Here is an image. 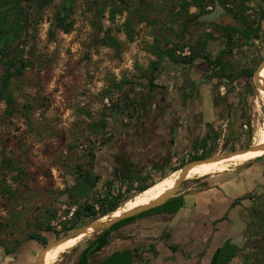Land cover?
Instances as JSON below:
<instances>
[{
    "label": "rangeland",
    "instance_id": "rangeland-1",
    "mask_svg": "<svg viewBox=\"0 0 264 264\" xmlns=\"http://www.w3.org/2000/svg\"><path fill=\"white\" fill-rule=\"evenodd\" d=\"M144 1L147 20L130 16L134 9L143 8L138 0H125L129 3L126 11L115 17L111 16L109 5L100 15L98 9L104 4L97 6L98 0H74L67 18L72 27L66 33L56 27L59 16L65 15L62 0H50L40 11L33 8L34 32L23 55L28 67L23 76L13 79L11 86L16 104L13 114L0 101V261L7 257V248L14 252L8 259L21 258L22 253L24 257L32 255L28 264H35L45 246L35 243L31 236L45 237L49 245L74 231L67 232L74 216L61 222L60 232L52 228V221L60 214L62 218L68 217L72 208H76V213L84 203L98 209L99 196L115 197L118 191L124 196L120 207L140 194L143 185L135 184L134 177L127 182L116 177L106 178L105 185L98 183L86 201L69 199L77 180L96 176V154L109 140L108 134L116 122L131 115L130 99L137 96V87L147 85L155 74L153 63L158 56L167 53L178 60L190 56L192 48L208 40V53L215 58L225 45L219 27L234 24L223 9L216 20H205L209 14L216 16L219 3L226 4L249 23L257 21L259 11H264V0L248 3L251 9L241 0H198L199 6L189 8L186 3L192 0ZM98 23L102 30L97 29ZM103 35L115 38L118 47L102 45ZM260 43H254L252 48L238 46L227 60L238 71H250L253 75L264 62V45ZM164 62H168L165 57L160 66ZM193 67L191 75L205 80L201 83L211 88L216 84L208 79L206 66L197 62ZM3 74L0 62V78ZM200 85L193 92H199ZM252 89V98L248 96L244 106L235 112L232 106L238 104L237 95L220 88L217 104L212 101L211 123L194 130L178 165L147 185L155 186L178 173L193 162V156L208 159L253 146L255 135L264 124V100L253 80ZM196 111L199 112L198 107ZM5 174L7 181L3 182ZM196 179L200 178L188 179L181 187ZM89 222L92 220L86 219L79 227ZM69 252L61 255L56 264H61Z\"/></svg>",
    "mask_w": 264,
    "mask_h": 264
},
{
    "label": "crops",
    "instance_id": "crops-1",
    "mask_svg": "<svg viewBox=\"0 0 264 264\" xmlns=\"http://www.w3.org/2000/svg\"><path fill=\"white\" fill-rule=\"evenodd\" d=\"M201 82L191 70L181 75L167 67L157 72L155 87L138 86L135 94L145 108L118 120L109 132L95 157L98 183L105 185L106 178L115 180L122 172L135 174V184L147 185L178 165L194 130L213 119L209 93L214 86ZM198 84L200 91L191 92ZM159 86L176 98L158 96ZM175 197L182 200L178 211L131 217L111 232L101 250L88 255L102 239L99 232L61 264H215L227 245L233 254L227 264H264V157L196 179ZM20 254L13 260L6 254L0 264H28L32 255Z\"/></svg>",
    "mask_w": 264,
    "mask_h": 264
},
{
    "label": "trees",
    "instance_id": "trees-1",
    "mask_svg": "<svg viewBox=\"0 0 264 264\" xmlns=\"http://www.w3.org/2000/svg\"><path fill=\"white\" fill-rule=\"evenodd\" d=\"M50 0H0V62L4 68V74L1 76L0 81V101L5 102L7 108L9 109L10 115L13 114L16 104L15 100L11 94V86L13 79L23 76L26 68L28 67V61L23 58V55L26 51L27 46L29 45V38L33 30V8H37L38 11L43 10ZM129 1V0H127ZM132 1V0H131ZM243 5L248 9H251L250 3L255 0H241ZM260 1V0H259ZM63 8L62 14L65 13L64 17L61 15L57 19L56 27L63 32H68L72 27V23H67V18L69 12L72 9L74 0H62ZM139 3L143 5V8L134 9L135 11L130 13L138 16L142 20H147V10L145 1L138 0ZM101 3L104 4L103 8H99V14L103 16L106 7L110 9V14L112 17H115L118 14L124 13L126 11L127 4L125 0H98L96 3L99 6ZM219 3V2H218ZM217 3V4H218ZM200 5L198 0H192L191 2L186 3V8H189L194 5ZM226 14L234 21L233 25L219 27V30L222 33V38L224 39L225 45L224 49L213 58L208 53V40L203 41L201 45L197 48H192V53L190 56H184L175 60V58L170 54H165L164 56H158V60L153 63L155 73L158 71V66H160V61L163 57L177 64L194 66L195 63L199 62L201 66H206L205 72L208 75L209 80H215L216 84L214 85V90L212 93V101L214 104H217L218 98L220 97L218 92L219 89L224 87L227 90V94L235 93L237 95L238 104L234 107L236 110L242 108L248 98H252L254 91L252 89V73L250 71L241 70L238 71L232 63H230L227 58L231 57L238 46L244 48H252L256 42H264V11H259L260 16L258 20L249 23L243 20L236 11H232L227 8L225 4H218ZM253 9V8H252ZM145 12V15L143 13ZM129 16V17H130ZM130 22H127L125 25L127 28H131ZM97 29L102 30L101 24H96ZM130 37V36H129ZM32 38V37H31ZM102 45L109 46L111 48H117L119 43L118 41L110 36L103 35L100 39ZM255 43V44H254ZM264 44V43H263ZM194 68V67H193ZM204 72V71H203ZM205 76V74H204ZM153 78V77H151ZM155 87L154 85H152ZM194 88H191L190 91L193 92ZM227 103V98L223 99ZM130 106H133L132 102L129 103ZM133 115V113H131ZM130 115V116H131ZM235 124V123H234ZM206 141V140H205ZM204 142V141H203ZM261 158V156L259 157ZM203 156H193L191 161L202 160ZM22 172H19L21 174ZM7 175L5 174L2 181L6 182ZM117 177L121 181H128L129 179L135 178V174H124L122 172L117 173ZM82 180L92 185L98 183L99 178L95 176L94 178H89L88 176H82ZM136 181H140L137 180ZM154 184L148 186L144 185L141 187V191H146L147 189L153 187ZM9 197H12V193L9 192ZM122 199L124 196L120 191L117 192L115 197L111 194H107L103 197H98L99 208L97 209L94 204L84 203L80 204L77 212L74 215L73 225L67 229V232H71L79 227V225L86 219L92 221L98 220L104 217L108 213H113V211L119 209L122 204ZM182 206V200L180 198L174 197L169 200L163 206L150 210L141 214L140 216L155 214L159 212H176ZM133 218L122 221L112 228L103 231L101 233L102 239L93 247L91 252L88 255H92V252H98L101 250L109 239V236L112 231H114L122 223L132 220ZM31 240L35 243H38L42 246H47L48 241L45 237H40L37 235L31 236ZM228 252V254L226 253ZM5 253L10 255L11 253L7 248H5ZM233 254L230 253V246L227 245L224 248V251L218 254L217 262L215 264H227L232 258ZM84 259V258H83Z\"/></svg>",
    "mask_w": 264,
    "mask_h": 264
},
{
    "label": "bare ground",
    "instance_id": "bare-ground-1",
    "mask_svg": "<svg viewBox=\"0 0 264 264\" xmlns=\"http://www.w3.org/2000/svg\"><path fill=\"white\" fill-rule=\"evenodd\" d=\"M261 78L264 80V68L261 73ZM260 95L263 97L264 100V93L260 92ZM264 144V124L260 130H258L257 134L255 135L253 145H261ZM260 156H264V151L260 152H247L241 155H236L230 159H226L223 161H229L234 159L231 162H211L207 164H202L199 166L194 167L191 172L189 173L188 179H195V178H205L211 175L224 173L231 168V166H239L243 165V163L249 162L251 160H255ZM179 173H174L169 175L166 179H164L159 184L147 189L146 191L141 192L140 194L136 195L133 199L126 202L122 207L117 209L115 212L110 213V216L103 217L99 223H105L110 218H117L122 214L134 210L136 208L148 205L149 203L153 202L158 197L164 195L169 190L173 189L175 186V182ZM92 231L89 232L91 234ZM86 237V235H81L78 238L71 239L68 242L61 244L60 246L52 249L48 252L45 264H56L61 257V255L66 254L69 250L74 249L79 243Z\"/></svg>",
    "mask_w": 264,
    "mask_h": 264
},
{
    "label": "water",
    "instance_id": "water-1",
    "mask_svg": "<svg viewBox=\"0 0 264 264\" xmlns=\"http://www.w3.org/2000/svg\"><path fill=\"white\" fill-rule=\"evenodd\" d=\"M221 7H219V5H217V9L220 10ZM213 20L215 18V15H211L205 18V20ZM264 68V62L257 68V70L254 72L253 74V82L258 90V92H263L264 93V80L261 78V73L263 71ZM260 151H264V144L261 145H257V146H251L250 148L246 149V150H240V151H235V152H231L228 154H224V155H220V156H215V157H211L208 159H203V160H197V161H193L190 162L186 165H184L181 170L178 172V176L175 182V186L173 189L169 190L168 192H166L163 196H161L160 198H158L157 200L149 203L148 205L136 208L134 210H131L129 212H126L124 214H122L121 216L117 217V218H110L107 222L105 223H99V221L103 218H100L98 220L89 222L88 224L79 227L78 229L74 230L73 232L67 234L66 236H64L63 238H60L59 240L52 242L51 244L47 245L37 256L35 264H45V260L47 257V254L49 251H51L52 249L60 246L61 244H64L66 242H68L71 239H75L78 238L81 235H86V237L88 236H92L96 233L99 232H103L106 231L110 228H112L114 225H116L117 223L129 219L131 217H135L137 215H140L142 213L148 212L150 210H153L155 208H158L160 206H163L164 204H166L169 200H171L172 198H174L176 196V194L178 193L179 189L181 188L182 184L188 180V176L189 173L191 172V170L199 165L202 164H207V163H211V162H219V161H223L226 159H230L236 155H241L247 152H260ZM72 192V191H71ZM91 195H86L84 197L81 198V200L86 201L88 198H90ZM116 211V210H115ZM113 211V212H115ZM109 216V215H107ZM106 217V216H104ZM92 231L91 234H89V232ZM85 237V238H86Z\"/></svg>",
    "mask_w": 264,
    "mask_h": 264
},
{
    "label": "flooded vegetation",
    "instance_id": "flooded-vegetation-1",
    "mask_svg": "<svg viewBox=\"0 0 264 264\" xmlns=\"http://www.w3.org/2000/svg\"><path fill=\"white\" fill-rule=\"evenodd\" d=\"M220 9L222 10V8H220ZM221 10H219V9L216 10L217 13H216L215 18L213 20H210L208 18L209 21L216 20V18L218 17V15H219V13H220ZM211 15L213 16V14H209L208 16H211ZM167 67L172 68L174 70H179V72H180L181 75L191 70L190 69L191 66H189V65H183L182 63L181 64H177V63H174L172 61H168V62L162 63V65L160 66V68L158 69V71L161 68H163V70H165V68H167ZM174 76H177V74H175ZM152 77L153 78H149L147 80V85L148 86L149 85L151 86V85H154V84L157 83V73H155ZM178 91H180V90H178ZM181 91H183V90H181ZM155 92L158 94V96H168V97H170V100L171 99L173 100L177 96L175 93L173 94L170 90H166L165 87H161V86L157 87V90ZM130 101L133 104V107L130 108V112L131 113H136L137 112V109H141V112H140V114H141L142 113V109L145 108L144 105H146L144 103V99L137 100V96L136 97L134 96V98H131ZM167 105L169 106V104H167ZM167 110H170V109H167ZM97 184L92 185L91 183L85 182L83 180H77L75 186L71 190L72 192H70L69 199H74L75 198V199L81 200V198L84 197V196H86V195H89L90 194L92 196L94 194V192L96 191Z\"/></svg>",
    "mask_w": 264,
    "mask_h": 264
},
{
    "label": "built area",
    "instance_id": "built-area-1",
    "mask_svg": "<svg viewBox=\"0 0 264 264\" xmlns=\"http://www.w3.org/2000/svg\"><path fill=\"white\" fill-rule=\"evenodd\" d=\"M260 44H263V43L261 42ZM263 45H264V44H263ZM222 88H224V87H222ZM75 211H76V208H72V209L70 210V214H69V216H68V217H64V218H62V217H61V214H60L55 220L52 221V224H51V225H52V228H53L55 231L60 232V231H61V226H60L61 222H62L63 220H66V219H71V218L74 216Z\"/></svg>",
    "mask_w": 264,
    "mask_h": 264
}]
</instances>
